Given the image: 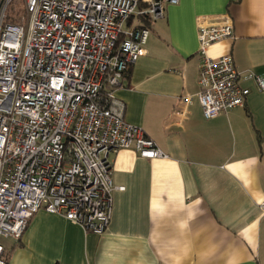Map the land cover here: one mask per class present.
<instances>
[{
  "label": "crops",
  "instance_id": "0c3cea01",
  "mask_svg": "<svg viewBox=\"0 0 264 264\" xmlns=\"http://www.w3.org/2000/svg\"><path fill=\"white\" fill-rule=\"evenodd\" d=\"M227 15L234 38L212 44L229 54L250 89L243 106L205 118L196 98L187 115L177 97L199 84L198 17ZM148 28L145 54L124 73L116 95L126 121L165 153H109L112 209L101 234L39 208L19 239L4 243L7 264H264V0H179Z\"/></svg>",
  "mask_w": 264,
  "mask_h": 264
},
{
  "label": "built area",
  "instance_id": "2783aa9c",
  "mask_svg": "<svg viewBox=\"0 0 264 264\" xmlns=\"http://www.w3.org/2000/svg\"><path fill=\"white\" fill-rule=\"evenodd\" d=\"M179 0H0V237L19 239L39 209L103 233L112 209L109 153H165L124 118V73L145 54L149 30L134 15L163 17ZM229 16L198 17L199 88L177 97L176 122L194 98L205 118L243 106L229 54L209 47L234 38ZM259 90L264 78L248 71ZM264 212V199L259 203ZM0 264H7L0 242Z\"/></svg>",
  "mask_w": 264,
  "mask_h": 264
},
{
  "label": "rangeland",
  "instance_id": "374dc122",
  "mask_svg": "<svg viewBox=\"0 0 264 264\" xmlns=\"http://www.w3.org/2000/svg\"><path fill=\"white\" fill-rule=\"evenodd\" d=\"M12 239H10V238H4V237H0V242H4V243H8V242H10Z\"/></svg>",
  "mask_w": 264,
  "mask_h": 264
},
{
  "label": "trees",
  "instance_id": "16d2710c",
  "mask_svg": "<svg viewBox=\"0 0 264 264\" xmlns=\"http://www.w3.org/2000/svg\"><path fill=\"white\" fill-rule=\"evenodd\" d=\"M147 16H148V15H141V17H144V18H146ZM130 19H131V18H130ZM130 19H129V20H130Z\"/></svg>",
  "mask_w": 264,
  "mask_h": 264
}]
</instances>
